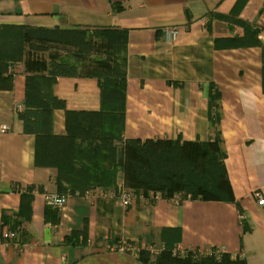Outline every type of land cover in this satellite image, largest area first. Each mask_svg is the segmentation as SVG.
<instances>
[{
    "label": "crops",
    "instance_id": "obj_1",
    "mask_svg": "<svg viewBox=\"0 0 264 264\" xmlns=\"http://www.w3.org/2000/svg\"><path fill=\"white\" fill-rule=\"evenodd\" d=\"M237 2L0 0V28L128 31L124 140L208 142L214 135L209 106L214 84L220 92L219 130L233 194L229 202L188 199L178 204L174 198L146 199L130 192L126 210L106 196L110 190L60 194L58 167L37 166V138L25 132L19 118L26 93L23 61L9 68L12 89L0 91V230L9 228L2 227L3 213H19L22 195L30 188L34 200L21 248L1 244L0 264H145L132 253L108 250L122 242L136 250L166 243L183 252L223 249L232 259L264 264V206L255 197L259 193L264 199V0H248L239 16L261 30L260 46L216 48V39L243 34L241 27L217 18L229 15ZM115 5L122 9L115 12ZM170 28L180 34L169 42L165 30ZM54 92L65 103L54 113L56 136H67L66 111L101 109L97 79L59 78ZM48 194L69 198L63 211L52 209L59 216L56 225L46 221ZM74 231L84 233L86 245L63 244Z\"/></svg>",
    "mask_w": 264,
    "mask_h": 264
},
{
    "label": "trees",
    "instance_id": "obj_2",
    "mask_svg": "<svg viewBox=\"0 0 264 264\" xmlns=\"http://www.w3.org/2000/svg\"><path fill=\"white\" fill-rule=\"evenodd\" d=\"M247 2L238 0L229 15L217 16L229 25L241 27L243 34L216 39V48L260 46L261 30L239 18ZM120 9V5L114 6L115 12ZM38 54L48 57L38 58ZM127 60V30L0 28V91L12 89L14 74L9 68L25 61L26 93L19 118L25 132L37 138V166L58 167L56 186L60 194L111 191L118 188L121 176L122 186L146 199L160 196L171 200L179 196L181 201H232L225 165L227 155L219 130L217 87L211 84L209 94L210 127L214 135L208 142L124 140ZM76 77L97 79L101 109L97 113L66 111L67 136L59 137L52 132L53 118L57 109H65V103L55 96L54 87L59 78ZM33 192L30 188L29 193L22 195L19 213L2 216V227L19 232L20 238L25 237L23 226L32 217ZM45 217L51 225L59 221L58 213L50 208L45 210ZM247 230L244 226V231ZM86 243L81 231H74L63 240V244L71 246ZM176 245L166 243L157 256L140 250L139 259L145 264H246L226 253L218 259L214 256L215 248L209 256H199L196 250L187 251L182 258L174 255Z\"/></svg>",
    "mask_w": 264,
    "mask_h": 264
},
{
    "label": "built area",
    "instance_id": "obj_3",
    "mask_svg": "<svg viewBox=\"0 0 264 264\" xmlns=\"http://www.w3.org/2000/svg\"><path fill=\"white\" fill-rule=\"evenodd\" d=\"M165 33H166V36L169 42L176 39L180 34L179 29L177 28L167 29ZM20 111H22V107L18 108V112ZM6 131H7V128L3 127L2 132L5 133ZM88 196H90V193H87V197ZM106 196L109 197L110 199L119 200L121 203V206L125 210L130 207L132 199H133L132 194L127 189H125L124 186L122 185H119L116 190H111L109 193L106 194ZM255 197L259 199V205L264 206V199H262L261 194L256 193ZM68 200L69 198L64 195L48 194L45 196V204L47 205V207L58 210L60 212L64 210V208L66 207L68 203ZM174 200L176 201V203H178L180 202L181 198L179 196H176ZM1 244L2 245L3 244L12 245L17 249H20L21 243H20L19 232L11 230L10 228H5L4 230L3 229L0 230V245ZM108 250L111 252H129V253L134 254L136 257L139 256V253H140V250H136V248L128 242H125V243L122 242L118 244V246H115V247L109 246ZM142 250H147L152 255L157 256L164 250V248L158 247V246H149ZM223 253H225L223 249H216L214 256H217L219 259ZM212 254H213V251L211 249L202 250L198 252L199 256H209ZM174 255L184 258L187 256V252L179 251L177 249L174 251Z\"/></svg>",
    "mask_w": 264,
    "mask_h": 264
},
{
    "label": "rangeland",
    "instance_id": "obj_4",
    "mask_svg": "<svg viewBox=\"0 0 264 264\" xmlns=\"http://www.w3.org/2000/svg\"><path fill=\"white\" fill-rule=\"evenodd\" d=\"M170 29H171V28H170ZM166 30H167V29H166ZM166 30H165V32H166ZM174 198H175V197H174ZM181 202H182V201L180 200V202H178V204H181ZM146 248H147V247H146Z\"/></svg>",
    "mask_w": 264,
    "mask_h": 264
},
{
    "label": "water",
    "instance_id": "obj_5",
    "mask_svg": "<svg viewBox=\"0 0 264 264\" xmlns=\"http://www.w3.org/2000/svg\"><path fill=\"white\" fill-rule=\"evenodd\" d=\"M47 232H49V230Z\"/></svg>",
    "mask_w": 264,
    "mask_h": 264
}]
</instances>
